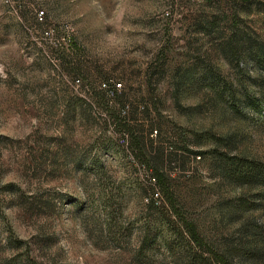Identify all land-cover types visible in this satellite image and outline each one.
I'll return each mask as SVG.
<instances>
[{
	"label": "rangeland",
	"instance_id": "1",
	"mask_svg": "<svg viewBox=\"0 0 264 264\" xmlns=\"http://www.w3.org/2000/svg\"><path fill=\"white\" fill-rule=\"evenodd\" d=\"M230 157L264 164V0H0V264H185L154 158L208 244L264 264Z\"/></svg>",
	"mask_w": 264,
	"mask_h": 264
},
{
	"label": "trees",
	"instance_id": "2",
	"mask_svg": "<svg viewBox=\"0 0 264 264\" xmlns=\"http://www.w3.org/2000/svg\"><path fill=\"white\" fill-rule=\"evenodd\" d=\"M235 50V49H234ZM117 98V106L114 109L109 111L110 117L113 119L116 126L123 128L125 132L129 134L128 145L132 149L141 151L142 150V138L136 134L135 130L124 120L121 119L118 115L120 110V104L123 102L122 95L115 93ZM230 163L233 161V166H241V168H234L229 171L230 177L236 178V182L240 184H253V185H264V164L259 163L255 160L247 161L245 157H230L227 158ZM238 164V165H237ZM243 164H246L244 168ZM249 164V165H247ZM147 167L150 170L151 174L154 177V180L163 192L166 201V207L170 214L175 215L174 220H168L169 223L173 222L177 228L178 234H185L188 237V254H186L185 264H231L229 262V256L226 252H220L208 244L204 238L201 236L196 224L188 220L181 212L177 206L176 199L169 184L167 183L166 172L163 170V164L159 161L158 158H154V161L148 162ZM257 238L261 240L264 244V232L257 230L255 233ZM20 241H17L19 243ZM20 244V243H19ZM147 245V239H145L139 248L137 256L140 257L144 253V248ZM252 258L258 257L260 250L253 246L247 250ZM264 249L261 251L263 252ZM137 257V258H138Z\"/></svg>",
	"mask_w": 264,
	"mask_h": 264
},
{
	"label": "built area",
	"instance_id": "3",
	"mask_svg": "<svg viewBox=\"0 0 264 264\" xmlns=\"http://www.w3.org/2000/svg\"><path fill=\"white\" fill-rule=\"evenodd\" d=\"M43 14H44V11H40V12H39V17H40V19L43 18ZM117 85L120 86L121 84L118 83ZM117 89H118V88H117ZM115 91H116V90H114L113 94H115Z\"/></svg>",
	"mask_w": 264,
	"mask_h": 264
}]
</instances>
